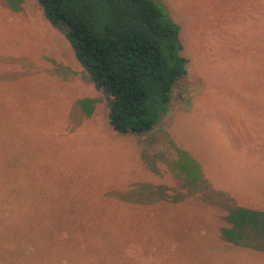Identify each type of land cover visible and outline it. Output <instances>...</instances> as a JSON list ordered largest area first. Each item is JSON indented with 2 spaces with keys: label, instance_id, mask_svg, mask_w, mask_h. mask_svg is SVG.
Wrapping results in <instances>:
<instances>
[{
  "label": "rangeland",
  "instance_id": "obj_1",
  "mask_svg": "<svg viewBox=\"0 0 264 264\" xmlns=\"http://www.w3.org/2000/svg\"><path fill=\"white\" fill-rule=\"evenodd\" d=\"M155 1L187 75L134 135L38 1L0 0V264H264L225 230L264 213V0Z\"/></svg>",
  "mask_w": 264,
  "mask_h": 264
},
{
  "label": "trees",
  "instance_id": "obj_2",
  "mask_svg": "<svg viewBox=\"0 0 264 264\" xmlns=\"http://www.w3.org/2000/svg\"><path fill=\"white\" fill-rule=\"evenodd\" d=\"M37 1L48 21L66 32L77 60L107 96L112 128L134 135L153 131L169 111L175 85L187 75L181 26L163 2ZM238 213L233 209L228 222Z\"/></svg>",
  "mask_w": 264,
  "mask_h": 264
},
{
  "label": "crops",
  "instance_id": "obj_3",
  "mask_svg": "<svg viewBox=\"0 0 264 264\" xmlns=\"http://www.w3.org/2000/svg\"><path fill=\"white\" fill-rule=\"evenodd\" d=\"M255 151L262 153V152H264V147L258 148ZM250 167L252 168L254 166H250ZM237 177L238 178H244L245 175L243 173H237ZM212 185H214V187L218 189V186L216 184L212 183ZM225 193H227V192H225ZM236 198H238L237 195H236ZM238 202L242 203V200H240L238 198ZM236 208L239 209V213L234 215V223H232V224H231V222L228 223L230 227L225 229V230H228V232H230V233H233V231L231 232L229 230H236V231H238V230H251V231L258 232V233L264 232V213H263V211H248V210L240 208L238 205H236ZM243 211H248V212L245 213ZM254 213H258V215L254 216ZM257 219H259V220H257ZM233 238H235L234 235H233ZM261 249H264V244H263V247H261Z\"/></svg>",
  "mask_w": 264,
  "mask_h": 264
}]
</instances>
